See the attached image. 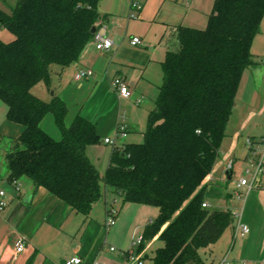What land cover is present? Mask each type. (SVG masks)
Segmentation results:
<instances>
[{
    "label": "trees",
    "instance_id": "obj_1",
    "mask_svg": "<svg viewBox=\"0 0 264 264\" xmlns=\"http://www.w3.org/2000/svg\"><path fill=\"white\" fill-rule=\"evenodd\" d=\"M100 1L18 0L11 14L0 10V27L13 36L0 40V101L7 121L23 128L4 152L7 182L27 178L86 219L106 189L122 204L156 208L139 245L158 241L151 264H203L200 252L235 221L228 210L202 208L204 180L219 158L242 75L255 63L264 0H214L206 29L173 31L144 140L112 148L104 174L86 155L99 142L94 124L76 114L67 126L68 107L51 88L92 42ZM39 83L53 91L49 101L32 93ZM47 115L59 140L41 127Z\"/></svg>",
    "mask_w": 264,
    "mask_h": 264
},
{
    "label": "crops",
    "instance_id": "obj_2",
    "mask_svg": "<svg viewBox=\"0 0 264 264\" xmlns=\"http://www.w3.org/2000/svg\"><path fill=\"white\" fill-rule=\"evenodd\" d=\"M132 2L141 5L136 19H129ZM213 2L100 1L95 27L104 28L105 37L112 43L111 49L98 52L90 42L78 63L65 69L59 79L54 78L51 86L68 107V122L79 114L94 124L99 142L88 146L86 155L99 173L104 174L110 161L112 147L104 144L106 138H114L117 147L139 144L135 135L143 136L148 114L155 109L163 81L162 62L169 42L173 41V31L180 26L195 29V12L207 15L211 10V14ZM134 37L142 45L132 46L130 40ZM251 53L255 63L242 75L230 116V119L235 117V124L229 132L226 130L219 158L204 180L209 193L208 207L212 203L211 209L228 210L238 219L213 246L200 252L203 264H264V175L249 189L238 186L243 177L237 173L240 167L250 166L253 171L261 153L264 164V150L261 152L264 145L261 129L264 123V17L253 39ZM80 69L91 70L92 77L75 82L73 75ZM115 77L123 78L131 87L129 99L119 98L112 90ZM52 94L53 91L50 97ZM6 111L0 101V190L6 196V206L0 212V264H64L73 256L80 257L82 264H136L137 259L146 264L145 244L156 243L158 248V241L155 238L142 247L132 243L141 238L144 228L153 221V214L158 213L156 208L153 212V207L122 204L106 189L103 201L93 205L86 219L43 188L34 189L27 178L12 184L7 182L4 152L23 128L8 122ZM121 123L127 128L126 135L116 137L115 130ZM249 140L259 145L254 156L247 146ZM109 209L116 212L114 225L110 227L106 225ZM237 222L247 226L246 235L240 236ZM20 237L25 240L24 249L13 255L14 243Z\"/></svg>",
    "mask_w": 264,
    "mask_h": 264
},
{
    "label": "built area",
    "instance_id": "obj_3",
    "mask_svg": "<svg viewBox=\"0 0 264 264\" xmlns=\"http://www.w3.org/2000/svg\"><path fill=\"white\" fill-rule=\"evenodd\" d=\"M130 14L129 19H136L139 16V12L141 11V5L132 2L130 6ZM92 43L94 45V48L98 52H106L111 49L112 43L109 39L105 37L104 34V28L96 29V32L94 34V37L92 39ZM130 44L132 46H140L142 45V42L139 38H131ZM93 75V72L88 69H80L73 75V80L75 82H80L83 79L91 78ZM111 88L114 92L117 93L118 97L121 99H129L132 95V89L127 83L126 80H124L121 77H115L111 82ZM126 126H124L122 123L117 125V128L115 130V136L116 137H125L126 135ZM105 145L111 146L112 148L117 147L114 138H106L104 141ZM247 146L250 151V155L254 156L258 154L259 151V145L251 140L247 141ZM122 147V146H121ZM262 156L263 153L259 154V157L257 159V162L253 168V171H251V168L247 167L244 171L247 178H243L239 181L238 186H247L249 189L253 188L258 180V178L261 175H264V164L262 162ZM6 206V196L5 192L0 190V212L5 208ZM208 205L206 203L202 204V208H207ZM116 212L112 209L108 210V220H107V226H113L114 225V216ZM235 219H238V216H234ZM236 230L239 232L240 236L246 235L249 230L247 226L244 224L237 222ZM24 243L25 240L23 237L18 238V240L14 243L13 246V255H17L21 253L24 249ZM141 244V238H138L136 241L132 243V245H140ZM111 251H114V248H110ZM64 264H82V260L78 256H73L67 260L64 261ZM95 264H102V263H95ZM136 264H144L141 259L136 260Z\"/></svg>",
    "mask_w": 264,
    "mask_h": 264
},
{
    "label": "rangeland",
    "instance_id": "obj_4",
    "mask_svg": "<svg viewBox=\"0 0 264 264\" xmlns=\"http://www.w3.org/2000/svg\"><path fill=\"white\" fill-rule=\"evenodd\" d=\"M17 1L18 0H0V10L6 14H11L12 9L15 7ZM213 5H214V2H213ZM213 5H212V9H213ZM210 11L211 10H209L208 14H210ZM207 15L195 12V14L193 16V21L195 23L194 25H196L195 29H199V30L206 29L207 23H208V16ZM203 20H204V22H203ZM201 23H203V24L201 25ZM11 39H13L12 34H10L6 29L0 27V40H2L4 42H9V41H11ZM56 68L57 67H53V69H56ZM32 93L36 97L40 98L43 101H49L50 100L51 91H48L46 86L43 83L37 84L33 88ZM234 118L235 117L232 116V118L230 119L231 121L228 123V126L226 128L227 132H229L230 129L232 128V126L235 124ZM65 124L68 126L70 124V122H68L66 120ZM146 124H147V122H146ZM261 126H262L261 129L264 132V123H263V125L261 124ZM42 129L53 139H55V140L60 139L59 130L57 129L51 115H47L45 117V119L43 120ZM135 137H137L139 139V142H136V143H142L144 140L143 136H141V135L136 134ZM263 150H264V145L261 146V152ZM247 166H249V165H247ZM242 169H243V167H240V170L237 173H239L241 177L246 178L247 176L244 173L245 168L243 170ZM210 201H212V200H210ZM213 206L214 205L211 203L210 207L212 208ZM152 210H153V212H155L154 208H152ZM157 215H158V213L156 214V212L153 214V216H152L153 221L157 218ZM145 246H146L145 252H146L147 257H148V258H146V264H151L150 259L152 258V255L154 254V251L157 248V244L151 243L148 246H147V244H145Z\"/></svg>",
    "mask_w": 264,
    "mask_h": 264
},
{
    "label": "water",
    "instance_id": "obj_5",
    "mask_svg": "<svg viewBox=\"0 0 264 264\" xmlns=\"http://www.w3.org/2000/svg\"><path fill=\"white\" fill-rule=\"evenodd\" d=\"M95 32H96V27H93V28L91 29V34H95ZM28 200H29V198H28L27 200H25V203H27Z\"/></svg>",
    "mask_w": 264,
    "mask_h": 264
}]
</instances>
